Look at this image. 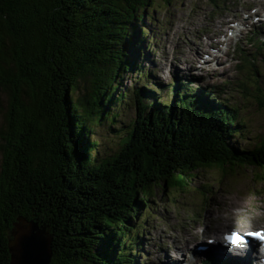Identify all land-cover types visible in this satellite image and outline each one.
Returning a JSON list of instances; mask_svg holds the SVG:
<instances>
[{
  "label": "trees",
  "instance_id": "1",
  "mask_svg": "<svg viewBox=\"0 0 264 264\" xmlns=\"http://www.w3.org/2000/svg\"><path fill=\"white\" fill-rule=\"evenodd\" d=\"M159 1L0 0V264L29 222L50 236V264H138L155 190L185 193L199 173L243 168L264 183V134L253 147L233 141L244 123L212 91L118 92L134 70L135 84L150 82L131 55L146 57L141 24ZM258 83L246 89L264 111ZM121 105L135 109L127 125ZM107 123L118 145L99 155L91 137Z\"/></svg>",
  "mask_w": 264,
  "mask_h": 264
},
{
  "label": "rangeland",
  "instance_id": "2",
  "mask_svg": "<svg viewBox=\"0 0 264 264\" xmlns=\"http://www.w3.org/2000/svg\"><path fill=\"white\" fill-rule=\"evenodd\" d=\"M258 7L261 11L264 0H170L168 4L161 0L141 24L147 31L144 37L145 46L149 45L146 57H137L138 48H133L131 55L132 60L150 74V80L161 87L167 86L172 77L188 76L183 73L188 67L197 69L201 62H206L209 66L204 67V77L197 71V83L208 90L215 87L213 99L228 102L238 110L244 128L232 139L243 147H253L264 134V111L254 101V89H246L251 82L264 83V50L250 65L243 62L237 49L255 22L253 16L248 19L247 10ZM203 51L208 54L205 52L200 59L196 52ZM252 51L249 46L241 49L247 59L251 58ZM136 79V70L122 74L123 86L118 92L140 86L154 87L151 81L144 79L135 84ZM118 111V124L127 125L135 118L133 106L121 105ZM108 128V123L97 128L96 135L91 137L99 142V155L118 145L117 137L107 135ZM253 174L248 168L227 171L223 175L218 171L205 172L190 181L185 193L168 191L164 195L160 189L155 190L154 204L147 208L152 212L149 210L144 218L141 254L136 255L138 264L172 261L176 248L192 247L188 243L194 235L195 240L204 235L199 244H206L210 237L228 229L241 232L264 229V183L254 180ZM190 220L193 222L189 224Z\"/></svg>",
  "mask_w": 264,
  "mask_h": 264
},
{
  "label": "water",
  "instance_id": "3",
  "mask_svg": "<svg viewBox=\"0 0 264 264\" xmlns=\"http://www.w3.org/2000/svg\"><path fill=\"white\" fill-rule=\"evenodd\" d=\"M11 236L9 264H50L51 238L45 228L33 222L17 224Z\"/></svg>",
  "mask_w": 264,
  "mask_h": 264
},
{
  "label": "bare ground",
  "instance_id": "4",
  "mask_svg": "<svg viewBox=\"0 0 264 264\" xmlns=\"http://www.w3.org/2000/svg\"><path fill=\"white\" fill-rule=\"evenodd\" d=\"M197 53V55H198V53L199 52H196ZM216 57V56H215ZM240 206V205H239ZM210 212V211H209ZM210 215V214H209ZM187 248V247H186ZM183 251H184V248L182 249ZM243 259H245V257L243 256ZM170 262H168V264H169Z\"/></svg>",
  "mask_w": 264,
  "mask_h": 264
},
{
  "label": "snow or ice",
  "instance_id": "5",
  "mask_svg": "<svg viewBox=\"0 0 264 264\" xmlns=\"http://www.w3.org/2000/svg\"><path fill=\"white\" fill-rule=\"evenodd\" d=\"M257 235H259V234H257Z\"/></svg>",
  "mask_w": 264,
  "mask_h": 264
}]
</instances>
